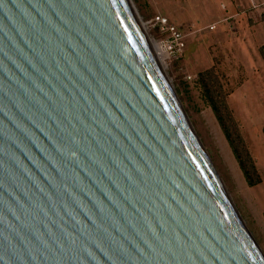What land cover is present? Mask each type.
<instances>
[{
  "label": "water",
  "instance_id": "water-1",
  "mask_svg": "<svg viewBox=\"0 0 264 264\" xmlns=\"http://www.w3.org/2000/svg\"><path fill=\"white\" fill-rule=\"evenodd\" d=\"M0 264H264L139 0H0Z\"/></svg>",
  "mask_w": 264,
  "mask_h": 264
},
{
  "label": "rangeland",
  "instance_id": "rangeland-1",
  "mask_svg": "<svg viewBox=\"0 0 264 264\" xmlns=\"http://www.w3.org/2000/svg\"><path fill=\"white\" fill-rule=\"evenodd\" d=\"M139 1L158 43L168 33L156 24L157 17L166 18L183 37L182 54L164 57L217 175L264 256V55L262 47L257 48L260 41L249 35L259 20L264 21V12L243 9L244 0ZM217 22L216 29L209 30ZM205 87L226 104L227 111H222L230 120L228 130L232 137L240 135L260 183L247 184ZM236 149L243 158L238 142Z\"/></svg>",
  "mask_w": 264,
  "mask_h": 264
},
{
  "label": "trees",
  "instance_id": "trees-1",
  "mask_svg": "<svg viewBox=\"0 0 264 264\" xmlns=\"http://www.w3.org/2000/svg\"><path fill=\"white\" fill-rule=\"evenodd\" d=\"M202 77V75H201ZM209 87V86H208ZM208 87H205V92L209 101V104L214 111L217 120L219 121L220 125L224 129L225 137L230 143L231 147L233 148V153L235 157L237 158V161L239 163L240 169L245 177V180L249 186H253L255 184L260 183V177L257 173V169L252 162L251 158L249 157L248 153L246 152V149L242 145V140L239 134H235V137H232V133L228 130L229 127V121L226 120L223 111H227V106L224 102L218 101L216 95H213L212 93L213 90L209 89ZM231 123V122H230ZM237 142L239 143L241 150L243 152L244 157H240L242 153H238L236 147H237ZM240 154V155H239ZM263 217H264V212H263Z\"/></svg>",
  "mask_w": 264,
  "mask_h": 264
},
{
  "label": "built area",
  "instance_id": "built-area-1",
  "mask_svg": "<svg viewBox=\"0 0 264 264\" xmlns=\"http://www.w3.org/2000/svg\"><path fill=\"white\" fill-rule=\"evenodd\" d=\"M155 21L162 31L168 33V38L158 43L163 55L167 59L177 58L182 54L185 47L181 33L174 26L170 25L166 18L157 17ZM214 27L215 24L208 26L209 30H213ZM188 78L190 79V77Z\"/></svg>",
  "mask_w": 264,
  "mask_h": 264
},
{
  "label": "crops",
  "instance_id": "crops-1",
  "mask_svg": "<svg viewBox=\"0 0 264 264\" xmlns=\"http://www.w3.org/2000/svg\"><path fill=\"white\" fill-rule=\"evenodd\" d=\"M243 3H242L243 9L252 7L253 9H256L257 11L261 10L264 12V0H244ZM249 35L252 41H260V44L258 45L257 48L262 47V51L264 55V21L259 20V22L253 27V30L251 31ZM261 64L264 66L263 60L261 61Z\"/></svg>",
  "mask_w": 264,
  "mask_h": 264
},
{
  "label": "flooded vegetation",
  "instance_id": "flooded-vegetation-1",
  "mask_svg": "<svg viewBox=\"0 0 264 264\" xmlns=\"http://www.w3.org/2000/svg\"><path fill=\"white\" fill-rule=\"evenodd\" d=\"M217 24H218V22L215 24V27H214V29H213V30H215V29H216V26H217Z\"/></svg>",
  "mask_w": 264,
  "mask_h": 264
}]
</instances>
